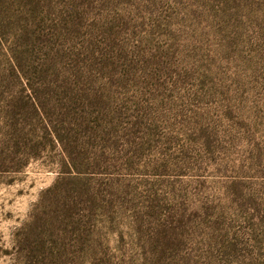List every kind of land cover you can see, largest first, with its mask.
I'll return each mask as SVG.
<instances>
[{"label": "rangeland", "instance_id": "1", "mask_svg": "<svg viewBox=\"0 0 264 264\" xmlns=\"http://www.w3.org/2000/svg\"><path fill=\"white\" fill-rule=\"evenodd\" d=\"M0 264H264V0H0Z\"/></svg>", "mask_w": 264, "mask_h": 264}]
</instances>
